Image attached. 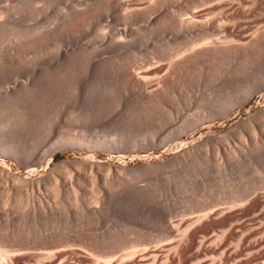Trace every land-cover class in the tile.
<instances>
[{
	"label": "rangeland",
	"instance_id": "374dc122",
	"mask_svg": "<svg viewBox=\"0 0 264 264\" xmlns=\"http://www.w3.org/2000/svg\"><path fill=\"white\" fill-rule=\"evenodd\" d=\"M179 1L129 0L124 8L118 0H0V138L7 137L0 139V253L10 255L2 264H52L51 253L58 264H117L123 255L125 264H150V250L162 247L160 256L172 253L169 264L217 253L230 264L221 250L245 258L264 245L246 244L264 233V200L253 201L264 198V89L222 113L230 98L264 81V0ZM190 16L209 29L195 48L200 28L186 25ZM170 52L185 67L172 70ZM69 131L120 145L74 144L47 156ZM103 162L126 172L111 167L108 175ZM40 177L34 189L26 181ZM176 222L180 229L192 222L196 241L208 238L205 248L170 252L180 240ZM131 252L139 255L131 260Z\"/></svg>",
	"mask_w": 264,
	"mask_h": 264
},
{
	"label": "bare ground",
	"instance_id": "6f19581e",
	"mask_svg": "<svg viewBox=\"0 0 264 264\" xmlns=\"http://www.w3.org/2000/svg\"><path fill=\"white\" fill-rule=\"evenodd\" d=\"M104 1H105V0H104ZM110 1L112 2V0H110ZM114 1H115V0H114ZM165 1H166V0H165ZM171 1H172V0H171ZM173 1H175V0H173ZM180 1H181V0H180ZM180 1H179V2H180ZM212 1H213V0H212ZM212 1H210V4L212 3ZM222 1H223V0H222ZM222 1H221V2H222ZM224 1H225V0H224ZM228 1H229V0H228ZM231 1H232V0H231ZM176 2H177V1H176ZM181 2H182V1H181ZM181 2H180V3H181ZM188 2H190V0H189ZM188 2H187V4H188ZM194 2H196L197 5L199 4V1L197 2V1L194 0ZM194 2L192 1V2H190V3H191V4H192V3L194 4ZM201 2H202V1H201ZM204 2H206V4H207V1H203L202 3H204ZM214 2H215V1H214ZM216 2H217V1H216ZM105 3H108L107 0H106ZM113 3H114V2H113ZM118 3H119V5H120L121 7H124V8H126V7L130 4L129 0H118ZM137 3H138V2H136L135 5H137ZM156 3H157V2H155V4H156ZM173 3H174V2H173ZM202 3H200V4H202ZM217 3H218V2H217ZM219 3H220V1H219ZM222 3H223V2H222ZM229 3H230V2H229ZM253 3H254V2H253ZM132 4H133V3H132ZM183 4H185V3H183ZM191 4H190V5H191ZM206 4H205V5H206ZM214 4H215V3H214ZM220 4H221V3H220ZM227 4H228V2H227ZM104 5H105V4H104ZM140 5H141V4H140ZM194 5H195V4H194ZM202 5H203V4H202ZM222 5H223V4H222ZM231 5H232V4H231ZM256 5H257V4H256ZM94 6H95V5H94ZM132 6H133V5H132ZM165 6H166V5H165ZM191 6H192V5H191ZM203 6H204V5H203ZM203 6H202V7H203ZM250 6H251V5H250ZM102 7H103V6H102ZM121 7H120V8H121ZM134 7H135V6H134ZM136 7H137V6H136ZM177 7H178V6H177ZM192 7H193V6H192ZM196 7H199V6H196ZM228 7H229V6H228ZM131 8H133V7H131ZM143 8H144V7H143ZM145 8H146V7H145ZM179 8L181 9V6H180V5H179ZM204 8L207 9L206 7H204ZM127 9H130V8H127ZM183 9H184V7H183ZM183 9H182V10H183ZM199 9H200V8H199ZM95 10H96V9H95ZM196 10H198V9H196ZM207 10H208V9H207ZM84 11H86V10H84ZM149 11H150V10H149ZM188 11H189V9H188ZM126 12H127V11H126ZM143 12H144V11H143ZM176 12H177V11H176ZM182 12H183V11H182ZM197 12H198V11L194 12V14L197 13ZM2 13H3V12H2ZM85 13H86V12H85ZM124 13H125V12H124ZM134 13H135V11H134ZM183 13H185V12H183ZM183 13L180 12L181 15H182ZM186 13H187V12H186ZM205 13H207V12H204V14H205ZM173 14H174V13H173ZM180 14H178V15H180ZM192 14H193V13H192ZM202 14H203V13H202ZM202 14H201V15H202ZM3 15H4V14H3ZM160 15H161V14H160ZM176 15H177V13H176ZM196 15H197V14H195L194 16H196ZM77 16H78V15H77ZM168 16H169V15H168ZM188 16H189V15H188ZM188 16H187V17H188ZM197 16H198V15H197ZM72 17H73V16H72ZM164 17H165V16H164ZM176 17H177V16H176ZM179 17H180V16H179ZM179 17H178L177 19H179ZM190 17H191V16H190ZM85 18H86V17H85ZM140 18H141V17H140ZM174 18H175V17L173 16V20H175ZM181 18H182V20L179 19L180 21L178 20V21L176 22L177 24H175V25H181V24L183 23V18H184V17H181ZM194 18H195V17H194ZM194 18L191 17V18H189L188 20H186V22H187L186 25H187L188 23H189V24H192V25H195V24H196V25H199V22L197 23L198 18H196L197 20L194 19ZM201 18H202V17H201ZM203 18H204V17H203ZM79 19H80V18H79ZM207 19H208V20H207ZM209 19H210V18H207V17H206V19H205L206 21H205V20H204V21H205V22L208 21V23H209ZM184 20H185V19H184ZM200 21L203 22L201 19H200ZM201 22H200V23H201ZM214 22H215V21H213V22L211 23L212 26H214ZM218 22H219V21H218ZM216 23H217V22H216ZM219 23H220V22H219ZM202 24H204V22H203ZM202 24H200L201 26L199 25L200 31L198 32V30H197L196 34H193V35H195V37H192V41H193V42L191 41L193 44H195V43H194L195 41H198V40L201 41L202 39H204L206 36L208 37V35H209V29H207V27L203 26ZM69 25H70V24H69ZM77 25H78V24H77ZM182 25H183V24H182ZM207 25H208V24H207ZM187 26H188V25H187ZM217 26H218V25H217ZM190 27H191V25L189 26V28H190ZM215 27H216V26H215ZM215 27H213V28H215ZM218 27H219V26H218ZM104 28H105V27H104ZM186 28H187V27H186ZM192 28H193V26L191 27V29H192ZM194 28H196V27H194ZM199 28H198V29H199ZM211 28H212V27H211ZM243 28H245V27H243ZM105 29H106V28H105ZM216 29H219V28H216ZM222 29L225 30V31H228V32L231 30V28H228V27H222ZM103 30H104V29H103ZM106 30H107V29H106ZM124 30H125V28H124ZM126 30H127V29H126ZM187 30H188V29H187ZM219 30H220V29H219ZM189 32H190V31H189ZM210 32H211V31H210ZM223 32H224V31H223ZM231 32H232V30H231ZM193 33H195V32L193 31ZM216 33H217V32H216ZM188 34H189V33H188ZM211 34H212V33H211ZM211 37H212V36H210L209 38H211ZM193 38H194V40H193ZM207 40H209V39L207 38ZM200 41H199V42H200ZM205 41H206V39H204L203 42H205ZM211 41H212V40H211ZM191 42H190V44H191ZM199 42H198V43H199ZM203 42H200V43H203ZM252 43H253V42H252ZM203 44H205V43H203ZM207 44H208V43H207ZM250 44H251V43H250ZM186 45H187V44H186ZM196 45H197V44H195L193 47L195 48ZM239 45H240V44H239ZM187 47H188V45H187ZM191 47H192V44H191ZM193 47H192V48H193ZM177 48H178V47H177ZM192 48L190 49V46H189V49H190V50H192ZM251 48H252V47H251ZM180 49H181V48H180ZM180 49H179V50H180ZM186 49L188 50V48H186ZM256 49H257V48H256ZM183 50H184V49H183ZM198 50H199V48H198ZM194 51H196V50H194ZM191 52H192V51H191ZM250 52H252V51L250 50ZM158 53H159V52H158ZM158 53H157V54H158ZM176 53H177V51H176ZM176 53H173V54H172V53L170 52V54L168 55V58H167V59H170V63H169L168 66H171V67H172V70H180V69L184 66V64H182V62H183L184 60H183L181 63H176V62L174 63V62H171V59L174 57V55L176 56V55L178 54V53H177V54H176ZM179 53H180V52H179ZM182 53H183V52H182ZM253 53H254V52H253ZM258 53H259V52H258ZM199 54H200V53L197 52V53H193V54H189V55H191L192 57H196V58H197ZM161 55H162V54H161ZM200 55H201V54H200ZM250 55H251V54H250ZM163 56H164V55H163ZM178 56H179V55H178ZM247 56H248V55H247ZM187 58H189V60H191V57H187ZM186 60H187V59H186ZM180 61H181V60H180ZM191 61H192V60H191ZM149 62H150V61H149ZM168 62H169V61H168ZM251 62H252V60H251ZM147 65H148V64H147ZM127 66H128V65H127ZM127 66H126V67H127ZM236 66H237V65H236ZM171 67H170V68H171ZM184 67H185V66H184ZM128 68H129V69H128V70H129V73H130V71L132 72V70H130L131 68H130L129 66H128ZM125 69H126V68H125ZM148 69H149V68H148ZM126 70H127V69H126ZM133 71H134V69H133ZM123 72H124V76H126L125 71H123ZM126 72H127V71H126ZM174 72H175V71H174ZM176 72H177V71H176ZM138 73H139V72H138ZM135 74H136V73H135ZM128 75H129V74L127 73V76H128ZM142 76H143V75H142ZM137 77H138V75H136V78H137ZM139 77L141 78V76H139ZM126 78L128 79L129 77H126ZM140 78H139V80H140ZM172 78H173V77H172ZM130 80H131V76H130ZM132 80H133V79H132ZM139 80H138V81H139ZM133 81H134V80H133ZM141 81H142V80H141ZM138 83H139V82H138ZM260 84H261V82H260ZM173 88H174V87H173ZM247 88H248V89H247L246 91H244V92L242 91L243 93H240V92H239V93H240L239 95L234 96L233 98H230V99L226 102L225 105L223 104V107H222V108H223V109H222V113H225V112H226V111H225V110H227L226 108H229V107H230V109H232V108H231L232 106H235V105H238V104L241 106V104L246 103V102L250 99V97H251V95H252V93H253L254 91L260 90V89H262V88L264 89V81H263V83H262L261 85H258V84H255V83H254V84L249 85V87L247 86ZM263 89H262V90H263ZM164 90H165V89H164ZM260 91H261V90H260ZM254 93H255V92H254ZM227 94H228V93H227ZM221 103H222V102H221ZM239 105H238V106H239ZM218 109H219V108H218ZM223 110H224V111H223ZM228 110H229V109H228ZM228 110H227V112H228ZM219 111H220V110H219ZM210 112H211V110H210ZM213 113H214V112H213ZM207 114H209V113H207ZM207 114H203V116H205V115H207ZM262 114H264V113L262 112ZM214 115L217 116V114H214ZM249 117H250V116H249ZM75 118H76V117H75ZM247 119H248V118H247ZM251 119H252V118H251ZM252 120H253V119H252ZM198 122H199V121H198ZM247 122L249 123V125L251 124V120H248ZM251 125H252V124H251ZM0 129H1V128H0ZM2 131H3V130H2ZM71 131H72V130H71ZM71 131H69V132L71 133L70 136H67V137H65V139H60V140H58V141L55 140V141L52 143V146L50 147V149H49L48 152L46 153L47 156H48V155L52 156V155H54L55 152L58 151L59 149H62V148H65V147H70V146H73L74 144H78V145H79V144H80V145H84V144H85V145L88 146V147H95V148H96V147H104V148H105V147H112V148H113V147H117V146L119 147V145H120V144H118L117 142H115L116 140H115V141L113 140L112 142H111V141H105V140H94V141H93V140H91V139L89 140V139H88V136L85 135L84 133L82 134V133H78V132H76V131H75V132H71ZM3 132H4V131H3ZM85 133H86V132H85ZM1 134H2V138H0V139H3V137H4L3 134H4V133L1 132ZM66 134H67V133H66ZM90 134H91V133H90ZM5 135H7V133H6ZM68 135H69V133H68ZM61 136H62V135H61ZM6 139H7V137H6ZM6 139H5V140H6ZM5 140L3 139V141H5ZM0 141H2V140H0ZM85 145H84V146H85ZM94 145H95V146H94ZM75 146H77V145H75ZM134 146H135V145H133L132 147H134ZM73 147H74V146H73ZM79 147H80V146H79ZM202 147H203V146H202ZM86 148H87V147H86ZM156 148H158V147H156ZM87 150H89V149H87ZM112 150H113V149H112ZM117 150H118V149H117ZM133 150H134V149H133ZM190 150H191V149H190ZM0 151H1V150H0ZM186 152H187V151H184V152H182V153H177L176 156H177V157H181V156H183V154L186 153ZM189 153H190V152H189ZM46 154H45V155H46ZM43 159H44V157H43ZM43 159H42V160H43ZM42 160H40V161H42ZM37 161H38V160H37ZM92 161H93V160H92ZM42 162H43V161H42ZM42 162H41V163H42ZM68 162H70V161H63L62 163L64 164V163H68ZM76 163H77V161H76ZM76 163H75V164H76ZM81 163H82V162H81ZM81 163H80V165H79V163H77V165H75V164H73V163H72V164L75 165L74 167H75L76 170H77V169L81 170L82 167H83V166H81ZM86 163H87V162H86ZM86 163H84V164H86ZM92 163H93V162H92ZM92 163H91V165H92ZM88 164L90 165V163H88ZM97 164H98V163H97ZM97 164H96V166H97ZM103 164H104V162L101 163V165H100V163H99L98 165H100V166L102 167ZM3 165H4V164H3ZM39 165H40V162H39ZM82 165H83V163H82ZM86 165H87V164H86ZM91 165H90V166H91ZM145 165H146V163H145ZM147 165H148V164H147ZM154 165H155V164H154ZM60 166H61V165H60ZM76 166H78L79 168H76ZM93 166H94V164H93L91 167H89V168H91V169L93 168V171H92V172H95V171H97V172L99 171V172H100V168H101V167H98L99 169L96 168L97 170L94 171V167H93ZM104 166H105V168H104ZM104 166H103L102 168H104V170L106 169V170L108 171V172H107L108 175H109V172H110V170H108V169H111V171H112V170H113L112 168L115 167L117 170L120 169V171H121V169H122V167H123V166L121 167V166H119V165H113V164H111V163H107V164L104 165ZM150 166H151V165H150ZM65 167H66V166H65ZM67 167H68V166H67ZM80 167H81V169H80ZM86 167H87V166H86ZM86 167L84 166V168H86ZM111 167H112V168H111ZM3 169H4V168H3ZM123 169H124V167H123ZM130 169H131V168H130ZM0 170H1V169H0ZM82 170H84V169H82ZM101 170H102V169H101ZM104 170H103V171H104ZM69 171H70V170H69ZM85 171H88V167H87V170H85ZM124 171L126 172V169H124ZM1 172H2V170H1ZM8 172H9V171H8ZM32 172H33V171H32ZM67 172H68V171H66V173H67ZM89 172H91V171H89ZM99 172H98V173H99ZM122 172H123V170H122ZM66 173H65V175H66ZM95 173H96V172H95ZM104 173H106V172L104 171ZM107 173H106V175H107ZM12 174H13V173H12ZM67 174H69V172H68ZM89 174H90V173H89ZM91 174H92V173H91ZM13 175H14V174H13ZM69 175H70V174H69ZM85 175H86V174H85ZM93 175H94V174H93ZM101 175H102V174H101ZM0 176H1V175H0ZM6 176H7V175H6ZM67 176H68V175H67ZM15 177H16V176H15ZM30 177H31V176H30ZM69 177H70V176H69ZM71 177H72V176H71ZM0 178H1V177H0ZM51 179H53V178H51ZM79 179H80V178H79ZM42 180H43V182H44L45 179H41V177H40V178H33V180H29V181L26 180V181H27V182H30V183H31V186H32V188H33V186H34L35 184H37V185L40 186L41 183H42V182H41ZM114 180H115V179H114ZM12 181H13V180H12ZM31 181H32V182H35V184H33ZM78 181H79V180H78ZM80 182H81V181H80ZM95 182H96V181H95ZM106 182H107V181H106ZM96 183H97V182H96ZM113 183H114V182H113ZM32 184H33V185H32ZM91 184H92V183H91ZM37 185H36V188H37ZM112 185H113V184H112ZM71 186H72V185H71ZM113 186H114V185H113ZM34 187H35V186H34ZM53 187H54V185H53ZM78 187H79V186H78ZM93 187H94V186H93ZM106 187H107V186H106ZM22 188H23V187H22ZM38 188H39V187H38ZM38 188H37V189H38ZM33 189H34V188H33ZM57 190H58V189H57ZM91 190H92V189H91ZM77 191H78V190H77ZM72 192H73V191H72ZM92 192H93V191H92ZM95 192H96V191H95ZM56 193H57V192H56ZM76 193H77V192H76ZM88 193H89V192H88ZM93 193H94V192H93ZM250 193H251V192H250ZM92 195H93V194H92ZM92 195H91V196H92ZM94 195H95V193H94ZM262 195H263V194H262ZM262 195H261V196L258 195V196L255 198V200H253V201H256L257 203H261V202L264 200V198L262 199ZM73 196H74V195H73ZM77 196H78V195H77ZM89 196H90V195H89ZM92 197H93V196H92ZM71 198H72V197H71ZM84 198H85V197H84ZM103 198H104V197H103ZM237 198H238V197H237ZM7 199H8V198H7ZM75 199H76V198H75ZM235 199H236V198H235ZM253 199H254V198H253ZM88 200H89V199H88ZM91 200H92V199H91ZM91 200H90V201H91ZM97 200H98V199H97ZM7 201H8V200H7ZM19 201H20V200H19ZM90 201H89L88 203H91V202H92V201H91V202H90ZM239 201H240V200H239ZM75 202H76V201H75ZM19 203H20V202H19ZM95 203H96V202H95ZM93 204H94V203H93ZM24 206H25V205H24ZM94 208H95V207H94ZM233 209H234V208H233ZM224 211H225V210H224ZM223 213H224V212H223ZM208 215H210V214L208 213ZM220 215H221V214H220ZM199 216H200V215H199ZM204 216L206 217L207 215H204ZM215 216H216V215H215ZM215 216H214V217H215ZM209 217H210V216H209ZM199 218H200V217H199ZM196 219H197V218H196ZM202 219H204V218H202ZM202 219H201V220H202ZM206 219H207V218H206ZM206 219H205V220H206ZM183 220H184V219H183ZM189 220H190V219H189ZM198 220H199V219H198ZM205 220H204V221H205ZM168 221H169V220H168ZM168 221H167V222H168ZM187 221H188V220H187ZM199 221H200V220H199ZM199 221H198V222H199ZM202 221H203V220H202ZM261 221H262V220H261ZM263 221H264V220H263ZM263 221H262V222H263ZM169 222H170V221H169ZM172 222L174 223V221L171 220V224H172ZM182 222H183V221L181 220V223H182ZM193 222H194V221H193ZM179 223H180V222H179ZM181 223H180V225H181ZM200 223H201V222H200ZM171 224H170V225H171ZM174 224H175V223H174ZM176 224H177V225H173L174 229H175V227H176L177 229H178V228L180 229L179 224H178L177 222H176ZM238 224L240 225L241 223H238ZM189 225H192V222L187 223V225L184 226V227H187V226H189ZM195 225H196V224H195ZM199 225H200V224H199ZM252 225H253V224H252ZM177 226H179V227H177ZM192 226H194V225H192ZM192 226H191V227H192ZM231 226H234V225L231 224ZM246 226H247V225H246ZM262 226H263V223H262ZM167 227H169V226H167ZM170 227H171V226H170ZM184 227H183V228H184ZM257 227H258V226H257ZM257 227H256V230L259 228V227H258V228H257ZM260 227H261V226H260ZM171 228H172V227H171ZM183 228L180 229V230L178 229V231H176V232H177V233H178L179 231L181 232V231L183 230ZM187 228H188V227H187ZM187 228H186V230H189L190 232H189L187 235H185V234H184V231H186V230L184 229V231H182V233L184 234V237H183V238H180L181 233H180V236H179V234H177V233L175 232L176 235H178V240H179V239H180V240H179V241L177 240V241H178V242H177V245L173 246V248H172V246H171V247L169 246V248H171V249H169L170 252H171L172 249H173V250L175 249V251H179V253L183 254L184 252H186L187 250L192 249L193 247H196V250H200V249L205 248L203 242H205V240L208 239V238H206V236H205L206 239H204V241H203L202 239L199 238V240H198V242H197L196 239H195V232H194V231H191V228H190V227H189L188 229H187ZM229 228H230V230H231L232 227H229ZM240 228H241V227H240ZM248 228H249V227H248ZM248 228H246V229H248ZM166 229H167V228H166ZM192 229H193V228H192ZM241 229H242V228H241ZM241 229H240V230H241ZM250 229L252 230V232L255 230L254 227H251ZM253 229H254V230H253ZM169 230H170V229H169ZM175 230H176V229H175ZM193 230H194V229H193ZM228 230H229V229H228ZM235 230H237L238 232L240 231L239 228H237V229H235ZM249 231H250V230H249ZM249 231H247V232H249ZM260 231H261V230H260ZM187 232H188V231H186L185 233H187ZM242 232H243V230H242ZM247 232H246V235L249 234V236H250V232H249V233H247ZM263 232H264V231H263ZM263 232H262V233H263ZM172 233H173V235H174L173 228H172ZM225 233H226V232H225ZM225 233H224V234H225ZM256 233H257V232H256ZM169 234H170V232H169ZM169 234H168V235H169ZM183 234H182V236H183ZM198 234H199V233H198ZM165 235H167V234H165ZM176 235H175V236H176ZM217 235H218V236H216V237H217V240H218V241H220L219 239H221V238L224 240V236H225V235H223V237H221L219 234H217ZM241 235H243L242 237H245V234L242 233ZM171 236H172V234H171ZM182 236H181V237H182ZM258 236H260V235H258ZM258 236H257V239H256V238H255V239H254V238H253V239L251 238L252 240L249 239V240L246 241V244H247V246H248V249H249V248L252 249V248H254L256 245H258L259 243H263V239H264V238H262V236H264V233H263V235L261 234V239H258ZM173 237H174V236H173ZM173 237H172V239H171V242H172V241H175V240L173 239ZM207 237H208V236H207ZM211 237H212V236H211ZM239 237H240V243H242V239H244V238H242L241 236H239ZM157 238H158V237H157ZM164 238H165V237H164ZM175 238H176V237H175ZM225 238H226V237H225ZM241 238H242V239H241ZM167 239H168V238H167ZM214 239H215V241H216V238H213V240H214ZM222 239H221V240H222ZM226 240H228V239H226ZM226 240H224V241H226ZM238 240H239V239H238ZM130 241H131V240H130ZM138 241H139V240H138ZM147 241H148V240H147ZM155 241H156V240H155ZM199 241H201V242H199ZM202 241H203V242H202ZM210 241H211V240H210ZM210 241H209V242H210ZM215 241H211V242H213V243L215 244V243L217 242V241H216V242H215ZM224 241H223V242H224ZM162 242H163V239H162ZM171 242L169 241V244H170ZM223 242H222V243H223ZM138 243H139V242H138ZM138 243H137V244H138ZM213 243H211V244H213ZM220 243H221V242H220ZM222 243H221V244H222ZM238 243H239V242H238ZM238 243H237V244H238ZM240 243H239V245H237L238 248L241 246ZM153 244H154V243H152V245H153ZM166 244H167V243H166ZM166 244H165V245H166ZM172 244H173V243H172ZM208 244H209V243H208ZM208 244H207L206 246H207V247H208V246H211V249H212V246H214V245H211V244L208 245ZM216 244H217V243H216ZM221 244H219V247H220ZM234 244H235V243H234ZM140 245H141V244H140ZM119 246H120V245H119ZM147 246H148V245H147ZM216 246H217V245H216ZM216 246H215V247H216ZM131 247H132V246H131ZM153 247H154V246H153ZM176 247H177V248H176ZM219 247H218V249H219ZM228 247H229V244H228ZM228 247L225 246V248H228ZM262 247H264V245H262ZM262 247L259 248V250L261 249V251H259V250L257 249L259 252H258V251H255L256 249H254V250H252V251L249 250L250 253L248 252V256H246L245 258H244V257H241L240 254H239L237 251H234L235 248H234L233 252L231 251V253L228 252V251H226L227 249H226V250L223 249V250H221V252H222V256H224V257H230V256H231V258L233 259V263H232L231 261H230V262H231L232 264H246V263H249L253 258H255V256L260 255L261 258H264V249L262 250ZM55 248H56V247H55ZM136 248H137V247H136ZM149 248H151V246L148 247L147 249L149 250ZM154 248L157 249L156 246H155ZM158 248H159V247H158ZM164 248H165L166 250L168 249L167 247H162V248H160V251H161V252H162V251H165ZM220 248H221V247H220ZM229 248H230V247H229ZM231 248H232V247H231ZM244 248H245V247H244ZM244 248H243V249H244ZM53 249H54V248H53ZM133 249H134V248H133ZM133 249H132V250H133ZM144 249H146V248H144ZM147 249H146V250H147ZM161 249H164V250H161ZM193 249H194V248H193ZM236 249H237V248H236ZM106 250H107V249H106ZM146 250H144L145 253H146ZM173 250H172V252H173ZM196 250H195V251H196ZM214 250H217V247H216V249H214ZM224 250H225V251H224ZM240 250H241V247H240ZM10 251H11V250H10ZM59 251H60V250H59ZM61 251H63V250H61ZM61 251H60V252H61ZM117 251H118V250H117ZM142 251H143V250H142ZM142 251H141V252H142ZM160 251H159V252H160ZM203 251H204V250H203ZM203 251H199V252H203ZM39 252H41V251H39ZM56 252H57V251H56ZM141 252H139V253H141ZM161 252H160L159 254H162ZM193 252H194V251H193ZM199 252H198V253H199ZM223 252H224V253H223ZM241 252H242V251H241ZM246 252H247V251H246ZM12 253H13V252H12ZM57 253H59V252H57ZM131 253H132V252H131ZM136 253H138V252H136ZM142 253H143V252H142ZM145 253H144V254H145ZM147 253H148V252H147ZM167 253H169V251H168ZM175 253L177 254V252H175ZM175 253H174V255H175ZM206 253H207V252H206ZM206 253H205V254H206ZM208 253H209V252H208ZM1 254H2V251H1V253H0V263L2 264V263L4 262V260L6 261V259H7L10 255L8 254L9 256H7V258H6V255H5L6 253H5V254L3 253L2 255H1ZM55 254H56V253H55ZM108 254H109V253H108ZM110 254H111V253H110ZM132 254H133V253H132ZM134 254H135V253H134ZM134 254H133V255L130 254L131 256H128V257H130V259H131V257H133V260H134V256L137 255V254H136V255H134ZM159 254H158L154 249L150 250V254H149V257L151 258V262L149 261L150 264H164L162 258H163L165 255H167L166 258H164L165 263H166V264H167L168 262L172 263L171 260H169L170 258H172V256H171L172 253H171V254L169 253V255L166 254V253H165V254L163 253L164 256H160ZM189 254H190V253H189ZM219 254H220V253H219ZM246 254H247V253H246ZM246 254H245V255H246ZM41 255H42V258H43V254H41ZM44 255H45V254H44ZM51 255H52V256H51ZM127 255H128V254H127ZM138 255H139V254H138ZM138 255H137V256H138ZM146 255H147V254H146ZM177 255H178V254H177ZM179 255H180V254H179ZM179 255H178V260L180 261L181 257H180V259H179ZM184 255H185V254H184ZM47 256H49V257L51 256L52 259L54 258V256H55V258H57V256H56V255L53 256L52 253L49 254V255H47ZM94 256H95V255H94ZM102 256H103V255H102ZM121 256H122V255H121ZM123 256H124V255H123ZM123 256H122V258H124ZM144 256H145V255H144ZM196 256H197V255H196ZM206 256H207V255H206ZM208 256H209V255H208ZM208 256H207L206 258H207V259H210V258H208ZM211 256H212V254H211ZM211 256H209V257H211ZM217 256H218V253H217ZM217 256L213 254V256H212V260H211V261H212V262H213V261L216 262V259H215V258H219V259H220L219 264H221L220 262H222V261L224 262V260H222V258H221L220 256H218V257H217ZM38 257H39V256H38ZM45 257H46V256H45ZM49 257H48V258H49ZM95 257H97V256H95ZM105 257H106V256H105ZM107 257H108V256H107ZM175 257H176V255H175ZM175 257H173V258H175ZM193 257H194V256H193ZM197 257H199V256H197ZM202 257H203V256H202ZM214 257H215V258H214ZM224 257H223V258H224ZM46 258H47V257H46ZM55 258H54L53 260L51 259V261H49V262L52 263V264H55V263H56V262H55V261H56ZM97 258H98V257H97ZM100 258H101V257H100ZM100 258H99V259H100ZM109 258H110V257H109ZM122 258H120V259H121L120 261L123 260L122 263L124 262V264H125V263L128 261V259H129V258L127 259V258L125 257L124 259H125V260L127 259V260L124 261V259H122ZM143 258L146 260V259L148 258V256H145V257H143ZM143 258L141 257V258H139V260H140V259H143ZM206 258L204 257L205 260H207ZM256 258H257V257H256ZM39 259H41V256H40ZM65 259H66V258H65ZM65 259H64V260H65ZM148 259H149V258H148ZM148 259H147V260H148ZM186 259H187V258H186ZM192 259H193V258H192ZM201 259H202V261H201L200 259H199V260L196 259L197 261H196V260H195V261H196V262H199L198 264H200V261H201V262H204V259H203V258H201ZM213 259H215V260H213ZM42 260H43V259H42ZM46 260H47V259H46ZM49 260H50V259H49ZM62 260H63V259H62ZM62 260H60V261H58V262H60V264H62V263H61ZM79 260H80V259H79ZM118 260H119V259H118ZM131 260H132V259H131ZM167 260H169V261L166 262ZM217 260H218V259H217ZM258 260H259V259H258ZM39 261H40V260H39ZM107 261H108V260H107ZM120 261H118V262H116V263H117V264H120V263H119ZM140 261H141V260H140ZM184 261H185V260H184ZM184 261L182 260V262H184ZM207 261H208V260H207ZM262 261H264V259H263ZM11 262H12V261H11ZM65 262H66V261H65ZM95 262H96V261H95ZM108 262L110 263V262H112V261H108ZM138 262H139V261H138ZM162 262H163V263H162ZM196 262H193V260H192V261H191V264H192V263H193V264H194V263L196 264ZM205 262H206V261H205ZM212 262H209V263H207V264H211ZM259 262H260V261H258V263H259ZM105 263H106V262H104V264H105ZM112 263H113V262H112ZM129 263H131V262L129 261ZM231 263H230V264H231ZM254 263H255V262H254ZM254 263H252V264H254ZM6 264H7V263H6ZM36 264H37V263H36ZM56 264H58V263H56ZM102 264H103V263H102ZM107 264H108V263H107ZM110 264H111V263H110ZM134 264H136V263L134 262ZM139 264H141V262H140ZM143 264H144V263H143ZM146 264H147V263H146ZM148 264H149V263H148ZM168 264H169V263H168ZM180 264H182V263H180ZM213 264H214V262H213ZM222 264H223V263H222ZM249 264H250V263H249ZM262 264H264V262H263Z\"/></svg>",
	"mask_w": 264,
	"mask_h": 264
}]
</instances>
